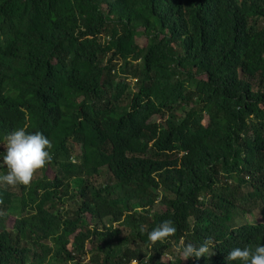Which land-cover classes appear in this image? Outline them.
<instances>
[{
  "label": "trees",
  "instance_id": "obj_1",
  "mask_svg": "<svg viewBox=\"0 0 264 264\" xmlns=\"http://www.w3.org/2000/svg\"><path fill=\"white\" fill-rule=\"evenodd\" d=\"M18 128L53 160L0 183V264H227L264 244V0H0Z\"/></svg>",
  "mask_w": 264,
  "mask_h": 264
},
{
  "label": "clouds",
  "instance_id": "obj_2",
  "mask_svg": "<svg viewBox=\"0 0 264 264\" xmlns=\"http://www.w3.org/2000/svg\"><path fill=\"white\" fill-rule=\"evenodd\" d=\"M3 146L5 151L0 153V167H6L8 171L7 174L0 176V183L10 186L29 185L35 172L53 160L50 152L51 141L42 132H27L24 128L15 129L6 136ZM176 231L174 223L171 220H165L148 232L147 237L155 244L158 241H165ZM210 243V241H205L199 246L181 245L177 247L176 252L182 255L184 260L208 257ZM236 261L241 264H264V244H259L254 249L250 247L233 248L228 252L226 262L231 264Z\"/></svg>",
  "mask_w": 264,
  "mask_h": 264
},
{
  "label": "rangeland",
  "instance_id": "obj_3",
  "mask_svg": "<svg viewBox=\"0 0 264 264\" xmlns=\"http://www.w3.org/2000/svg\"><path fill=\"white\" fill-rule=\"evenodd\" d=\"M154 119L157 120V121H160V118L159 117H155ZM206 121H207V119L205 120V122ZM0 149H5L4 146H3V143H0ZM7 171H8V169H7ZM42 172L45 173L49 177L53 176V169L51 170L49 168H46ZM5 174H7V173H5ZM257 214H258L257 212L250 213V214H248L246 216V218H247L248 221L253 222V220H256L257 219L256 218L257 217Z\"/></svg>",
  "mask_w": 264,
  "mask_h": 264
},
{
  "label": "bare ground",
  "instance_id": "obj_4",
  "mask_svg": "<svg viewBox=\"0 0 264 264\" xmlns=\"http://www.w3.org/2000/svg\"><path fill=\"white\" fill-rule=\"evenodd\" d=\"M14 41V40H13ZM20 41V40H19ZM103 89V88H102Z\"/></svg>",
  "mask_w": 264,
  "mask_h": 264
}]
</instances>
